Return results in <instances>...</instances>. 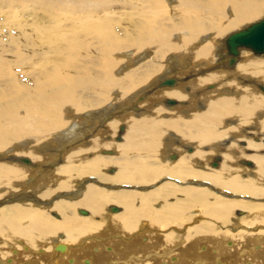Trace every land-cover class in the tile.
I'll list each match as a JSON object with an SVG mask.
<instances>
[{
    "label": "bare ground",
    "instance_id": "1",
    "mask_svg": "<svg viewBox=\"0 0 264 264\" xmlns=\"http://www.w3.org/2000/svg\"><path fill=\"white\" fill-rule=\"evenodd\" d=\"M0 18V209L16 207L0 211V264H264V56L253 57L264 54L243 47L234 66L220 62L225 38L264 18V0H0ZM218 125L225 137L206 146ZM230 193L261 203L244 210L252 203ZM154 203L192 212L189 234L174 227L169 245ZM107 206L121 211L104 222ZM232 211L233 224L258 230H226ZM85 235L105 238L74 247Z\"/></svg>",
    "mask_w": 264,
    "mask_h": 264
},
{
    "label": "rangeland",
    "instance_id": "2",
    "mask_svg": "<svg viewBox=\"0 0 264 264\" xmlns=\"http://www.w3.org/2000/svg\"><path fill=\"white\" fill-rule=\"evenodd\" d=\"M123 3H121V2H119L118 4H116V5H119V6H121ZM128 5V4H127ZM4 19L3 18H0V23H4ZM254 21V20H253ZM232 30V29H231ZM228 32V31H227ZM225 35V34H224ZM224 35H222L221 36V38L220 39H222V37L224 36ZM14 37H16V33H13V38ZM3 45V44H2ZM2 45H0V48H1V46ZM9 49H11V48H9ZM131 52H133V50H130ZM95 52H94V48L92 49V50H90L89 52H85V51H81L80 53H78V52H73V55H75V56H84V58H89L90 56H92L93 54H94ZM245 54V53H244ZM247 54H251L252 56H253V54L252 53H250V52H247ZM264 55H262V56H253L254 58L256 57V58H260V57H263ZM150 57H151V55H149V57H147L148 59H150ZM244 57V56H243ZM214 59V58H213ZM216 59V58H215ZM241 62H242V60H241ZM213 63V62H212ZM169 67H170V65H169ZM237 69V68H236ZM230 70H221V71H217V73L218 74H224V73H232V72H234V71H230ZM201 72V71H200ZM209 73H211V72H209ZM121 75V74H120ZM0 80L1 81H4L3 79H1L0 78ZM215 86H216V83H215ZM217 87V86H216ZM141 88V87H140ZM166 89V88H165ZM176 89V88H175ZM134 92H136V91H134ZM133 92V93H134ZM237 93L238 92H240V90H237L236 91ZM233 95H234V93H233ZM217 98H219L218 96H216ZM191 99L192 100H194V102H195V100H196V97H191ZM220 99V98H219ZM109 102H112V100L110 99L109 100ZM142 103H147V99L145 100V101H143ZM141 103V104H142ZM182 104H185V105H189V101L188 100H185V102L184 103H182ZM107 105V103L105 104V105H103L102 107H104V106H106ZM110 107V106H109ZM159 107H162V108H164V109H166V110H174L177 106H175V107H165L163 104H160V103H157L156 105H154V108H159ZM100 108V107H99ZM95 109H97V108H95ZM106 111V109H103V111ZM173 112H170L168 115H164L163 117L166 119V120H169V119H171L172 117H173V114H172ZM178 113L179 114H181L179 111H178ZM152 114V113H151ZM117 115H119V113L117 114ZM143 114H141V115H134L133 114V116L135 117V118H143L144 116H142ZM94 117V115L92 114V113H87V115H86V118H90L91 119V121L90 122H88V123H85L86 125H84V126H90L91 124H92V118ZM150 117V116H149ZM234 117V116H233ZM101 118H103V117H101ZM100 119V117L98 118V121H100L99 120ZM144 119H148V118H144ZM229 119H231L232 120V118L231 117H229L228 118V120ZM118 120H121V119H118ZM186 121H188V119H186ZM75 122V121H74ZM83 122H84V120H83ZM250 122V121H249ZM248 122V123H249ZM70 123V122H69ZM74 124V123H73ZM126 123L124 122V121H120V124H119V126L120 127H117V129H115L116 130V134H114L113 132H114V130L111 132H109V134H111V135H108V136H115V137H113V139L115 140V142H122V137L124 136L123 134H124V127L126 126L125 125ZM250 126V125H249ZM102 127V126H101ZM120 128V129H119ZM248 127H246V129H247ZM216 130H219L218 132H217V134L218 135H220V136H216V137H214V138H211V140L209 141V142H206L205 143V145L206 146H208L209 144H211V143H213V142H215V141H217V140H219V138L226 132L225 130H221L222 129V126L221 125H218L216 128H215ZM104 130V129H103ZM245 130V129H244ZM172 132H174V131H172ZM65 133V131H63L62 132V135H65L64 134ZM175 133H177V132H175ZM246 133V132H245ZM126 134V133H125ZM253 134V132H251V134L249 133V135H252ZM166 135H168V133H166ZM95 136H96V134H95ZM169 136V135H168ZM88 137V138H87ZM87 141L88 142H90L91 141V139H90V133H87ZM223 137H225V136H222L221 138H223ZM220 138V139H221ZM117 140V141H116ZM164 143H166L165 142V139H164ZM240 143L241 144H243L244 142H242V141H240ZM53 145L54 144H56V143H52ZM116 144V143H115ZM198 143L197 142H195V145H197ZM41 146H44V147H46L47 149H49L50 148V146H51V144H49V143H45L44 145H41ZM237 148L238 149H240L241 147L237 144ZM264 147V146H263ZM106 149H108V151L109 150H111V148H104V150H106ZM7 150H9V154H12V153H18V149H12V148H8ZM112 150H113V148H112ZM5 151H3V152H0V155L2 154V153H4ZM249 152V151H248ZM106 154H104V153H102V155L104 156V155H108V153L107 152H105ZM187 153H189L188 151H187ZM90 154V153H89ZM224 153H222L221 154V151L220 152H218V153H216L215 154V156L216 155H219V156H221V157H223L224 158V155H223ZM161 156H164V154H162ZM24 159H27L26 157H22V159H21V161H19V160H16L15 161V164H20V166H22V161L24 160ZM246 159H248V158H246ZM10 161H12L11 160V158L9 159ZM253 161V160H252ZM30 163V162H29ZM29 163H27V164H29ZM218 164H214V166L213 167H216ZM241 165V164H240ZM239 165V166H240ZM24 166H26V165H24ZM242 166V168L243 167H245V166H243V165H241ZM26 167H28V166H26ZM247 169H249V168H247ZM108 175H112V174H110V173H107ZM171 176H173V177H175L173 174H170ZM176 178V177H175ZM165 179L166 178H164V179H162V180H160V181H158L157 183H155L154 184V181H150L148 184H150V185H148V186H146V191L147 192H150L151 191V189H153L154 187H156V185L158 186V185H161L162 184V182L163 181H165ZM178 179H182L183 181H189V180H193L192 182H202V180H199V181H196V180H194V179H196V178H178ZM171 182H173L174 184H177V185H180L181 184V188H182V186H187V185H191V184H193V183H188V182H184V183H180V182H178V181H174L173 179H171ZM90 183H93V184H95L96 186H98V187H100V188H105V187H102V185H100L98 182H96V181H90ZM208 183V182H207ZM210 185V184H209ZM209 185H206V184H202L201 186H195V185H191V186H194L195 188H199V190H203V189H208V191L213 195V196H220V194H218V192L216 191V189H214V188H216V187H213V188H211ZM116 185H114V187H115ZM121 188H123V186L121 187ZM137 189H140L139 187H136ZM211 189V190H210ZM75 191H81V190H84V189H81L80 187H76L75 189H74ZM139 191H141V190H139ZM142 192V191H141ZM216 192V193H215ZM231 194V193H230ZM235 197L236 198V201H242L243 203H252V204H242V207H240L241 209H244V210H250V207L251 206H256V205H254V204H258V203H261V202H257L258 200H255L254 201V199H252V198H243L242 196H240V195H237V194H231V195H229V196H225V197ZM59 197L60 196H57L56 198L55 197H52L50 200H49V203H48V205H46V203H44V206H50V205H52L54 202H53V200L54 199H59ZM177 197H180V198H183L184 197V195L183 194H176L175 196H173V198H170V200H168V201H163L161 204H165V203H167V202H172V201H174L175 200V198H177ZM232 197V198H233ZM239 197V198H238ZM223 198V197H222ZM251 200V201H253V202H245L244 200ZM13 200L14 199H10V200H8V202H3L4 204H8V203H11V202H13ZM68 200H74V201H76V199H70V198H68ZM247 200V201H248ZM56 202V201H55ZM229 202H233V201H229ZM4 206V205H3ZM0 208H1V206H0ZM79 208H82V209H85V210H87V211H89V213H90V210L88 209V208H85V207H79ZM113 208V206L111 207V206H107L106 208H105V212L103 213V220H104V222L105 221H108V219H104V218H106V217H108L109 215H110V213H111V209ZM119 208V207H118ZM15 209H16V207L14 206V205H5L2 209H0V211H8V212H11V216H14V211H15ZM109 209H110V211H109ZM154 209H155V211L156 212H158L159 214H162L163 216H164V220H163V223L161 224V226H160V228L162 229V227L163 226H167L168 228H169V230L170 231H173L174 233H171V237H170V242H169V245H174L176 242H177V240H176V232H175V230H173V228L174 227H176V228H178V230H181V232H183V233H187V234H189V232H190V226L191 225H193L194 224V221H195V216H193V214H192V212H187V213H185L184 215H183V208H181V207H176V206H174V205H169L167 208H166V210L165 211H162V210H159V208L157 207V203H154ZM171 209H175V211L172 213V214H168V212L171 210ZM121 211V208H119V210H118V212H120ZM202 213L204 212V211H201ZM238 212H236L235 214H237ZM107 214V215H106ZM109 214V215H108ZM112 214V213H111ZM244 213H242V214H240V215H243ZM77 215H79V216H81V217H84V218H93L94 216H83V215H80L79 214V212H77ZM106 215V216H105ZM232 215H233V211L231 212V213H229V215H228V217H227V222L225 223V226H227V225H229V226H227L225 229L227 230L228 228H230V230H231V232L232 233H235V231L236 232H238L239 231V228L241 229V228H243V229H247L248 230V233H253L254 232V230H258V228L259 227H249V228H246V225L243 223V220H244V218H242L241 219V221H242V225L241 226H236V224H233V220L231 219V217H232ZM234 216V215H233ZM52 217V216H51ZM52 218H56V217H52ZM58 218V217H57ZM98 218V217H97ZM94 219H95V217H94ZM99 219V218H98ZM230 219L232 220L231 222H230ZM95 220H97V219H95ZM98 221V220H97ZM143 223L145 222V220H143L142 221ZM147 222V221H146ZM146 222H145V224H146ZM230 223V224H229ZM236 226V227H235ZM239 227V228H238ZM140 229L139 228H134V229H132V231L131 232H134V233H136V232H138ZM181 234V233H180ZM89 235H85L84 236V238H81V240H79L75 245H73L74 247H76V246H81L82 244H84V241L86 240V239H88V240H86L87 242H89V241H91V240H99V241H101V240H103L105 237H102V235L101 236H98V237H102V238H92V235H90L89 237H88ZM87 237V238H86ZM112 237H114V236H112ZM138 239V238H137ZM136 239V240H137ZM228 240V239H227ZM135 241V240H134ZM82 242V243H81ZM181 243V242H180ZM81 244V245H80ZM206 247H207V243L206 242H204L203 243ZM179 245H182V244H179ZM204 246V247H205ZM226 246L228 247V245L226 244ZM203 247V248H204ZM55 250L56 251H58L56 248H55ZM9 251V255L6 257V260H10V258L13 256L12 255V253H11V251L10 250H8ZM25 251V249H24V246H23V252ZM38 252H39V249H38ZM52 253L55 255L56 253L53 251V249H52ZM52 254V257L53 258H55L56 257V255L54 256ZM130 254V253H129ZM11 256V257H10ZM87 258V257H86ZM85 258V259H86ZM248 259H250V258H248ZM32 260V261H31ZM30 261V262H29ZM50 260H48L47 262H49ZM200 261H202V260H200ZM46 262V263H47ZM21 263L22 264H30V263H35V261H33V259L32 258H30V260L28 259V260H26V261H21ZM20 262H17V264H21ZM47 264H49V263H47ZM84 264H88V262H85ZM239 264V263H238Z\"/></svg>",
    "mask_w": 264,
    "mask_h": 264
},
{
    "label": "water",
    "instance_id": "3",
    "mask_svg": "<svg viewBox=\"0 0 264 264\" xmlns=\"http://www.w3.org/2000/svg\"><path fill=\"white\" fill-rule=\"evenodd\" d=\"M243 47L252 50L255 55L264 54V18L247 25L242 29L231 32L225 38V49L227 50L228 58H225L224 55L221 54L222 58L220 62L227 61L228 66H234L239 60L240 49ZM174 83V79H166L163 82L164 85H173ZM170 102L175 103L174 100H170ZM26 161L29 163L28 160ZM112 210L118 211L119 208L113 206ZM80 212L82 214H88V211L84 209Z\"/></svg>",
    "mask_w": 264,
    "mask_h": 264
}]
</instances>
